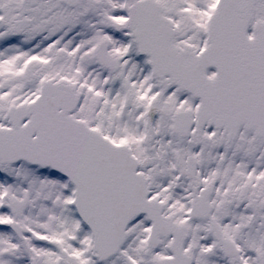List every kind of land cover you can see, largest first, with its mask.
Returning a JSON list of instances; mask_svg holds the SVG:
<instances>
[{"label":"snow or ice","instance_id":"1","mask_svg":"<svg viewBox=\"0 0 264 264\" xmlns=\"http://www.w3.org/2000/svg\"><path fill=\"white\" fill-rule=\"evenodd\" d=\"M0 264H264V0H0Z\"/></svg>","mask_w":264,"mask_h":264}]
</instances>
